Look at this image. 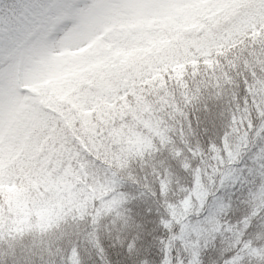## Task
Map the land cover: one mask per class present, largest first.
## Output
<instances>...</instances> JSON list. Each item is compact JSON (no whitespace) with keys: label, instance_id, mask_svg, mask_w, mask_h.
I'll return each mask as SVG.
<instances>
[{"label":"trees","instance_id":"obj_1","mask_svg":"<svg viewBox=\"0 0 264 264\" xmlns=\"http://www.w3.org/2000/svg\"><path fill=\"white\" fill-rule=\"evenodd\" d=\"M48 3L0 0V64ZM183 9L28 91L0 144V264H264V0Z\"/></svg>","mask_w":264,"mask_h":264},{"label":"rangeland","instance_id":"obj_2","mask_svg":"<svg viewBox=\"0 0 264 264\" xmlns=\"http://www.w3.org/2000/svg\"><path fill=\"white\" fill-rule=\"evenodd\" d=\"M187 1L203 0H80L70 18L55 22L45 44L37 46L29 37L23 53L11 56L0 66V83H3L0 98L9 91L14 96V107L20 106L28 97L29 89L59 79L64 73L65 61L95 39L106 37L115 29H140L147 23L177 18ZM6 108L7 102L3 100V111ZM8 125L9 118L0 114V141ZM113 197L101 199V211H108L117 204Z\"/></svg>","mask_w":264,"mask_h":264},{"label":"snow or ice","instance_id":"obj_3","mask_svg":"<svg viewBox=\"0 0 264 264\" xmlns=\"http://www.w3.org/2000/svg\"><path fill=\"white\" fill-rule=\"evenodd\" d=\"M21 23H23V21H21Z\"/></svg>","mask_w":264,"mask_h":264}]
</instances>
